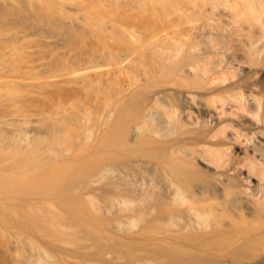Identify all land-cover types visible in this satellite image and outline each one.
<instances>
[{"label":"rangeland","instance_id":"obj_1","mask_svg":"<svg viewBox=\"0 0 264 264\" xmlns=\"http://www.w3.org/2000/svg\"><path fill=\"white\" fill-rule=\"evenodd\" d=\"M219 2L0 0V264H20L23 233L55 237V264H117L105 257L110 249L122 257L120 264H221L227 256L264 264L263 254L223 253L220 237L202 246L176 243L172 237L180 234L182 221L161 201L151 216L130 199L126 229L100 238L110 217L89 193L94 174L108 183L103 193H112L107 165L139 171L141 161L153 157L152 144L138 143L142 138L164 143L168 158L187 164L188 155L202 149L186 142L187 125L157 89L167 82L189 84L176 73L188 47L178 42L163 49L158 37L171 23L193 17L195 5ZM179 50L172 66L157 64ZM135 127L139 132L130 143ZM196 169L195 181L211 179ZM164 172L159 165L156 177ZM211 221L200 222L206 227ZM61 225L74 226L76 234H64ZM36 244L29 252L38 253Z\"/></svg>","mask_w":264,"mask_h":264},{"label":"bare ground","instance_id":"obj_2","mask_svg":"<svg viewBox=\"0 0 264 264\" xmlns=\"http://www.w3.org/2000/svg\"><path fill=\"white\" fill-rule=\"evenodd\" d=\"M193 8V17L171 23L170 29L158 37L165 44L163 49L178 42L188 47L177 61L180 72L176 73L191 80L185 85L167 82L157 89L167 94L169 111L187 125L186 142L201 145L202 149L188 155L191 164H187L168 158L164 143L142 138L138 143L153 146L151 161H141L139 171L129 164L107 165L112 193H103L108 183L101 175H91L89 193L98 196V210L110 217L101 232L104 235L100 233L99 237L104 239L106 234L126 229L130 221L126 203L130 199L151 216L157 214L161 201L176 210L182 221L181 235L172 237L176 243L202 246L210 238L220 237L225 239L223 253L229 254L232 249L264 255V0H220L218 4L203 3ZM179 53L161 56L157 64L172 66ZM205 77L207 82L203 81ZM133 132L130 143L137 137L138 128ZM159 165L165 169L161 178L156 177ZM196 167L211 179L195 181ZM185 179L193 180L183 185ZM157 217L163 221L172 218ZM202 218L212 221L205 227ZM59 230L66 235L76 234L74 226L61 225ZM186 231L191 232L189 237L182 235ZM54 239L21 234L25 255L18 262L44 264L46 260L55 264L57 254L50 248ZM32 240L40 246L36 244L37 254L29 252ZM56 240L54 245L58 247L62 240ZM65 245L72 246V241ZM105 257L117 264L122 260L112 249ZM67 260L58 264L71 262ZM84 263L75 260L73 264ZM221 264L252 262L227 256Z\"/></svg>","mask_w":264,"mask_h":264}]
</instances>
